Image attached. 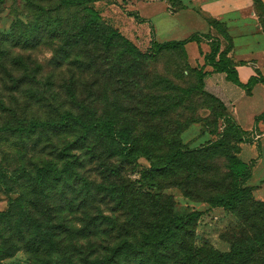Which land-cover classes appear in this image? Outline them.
<instances>
[{"label":"rangeland","instance_id":"rangeland-1","mask_svg":"<svg viewBox=\"0 0 264 264\" xmlns=\"http://www.w3.org/2000/svg\"><path fill=\"white\" fill-rule=\"evenodd\" d=\"M133 1L101 0L94 5L72 7L62 14L66 17L86 10L98 17L105 28L116 29L125 37L124 33L130 28L127 21L135 17L128 14L136 12L147 17L154 13L150 30L157 31L158 40H181L189 35L190 29L184 28L173 16L166 1L146 5ZM58 3L59 0H0V49L7 50L9 56L0 54V103L3 98L16 99L14 107L18 117L47 120L53 117L51 109L54 107H71L66 89L62 88L64 82L75 79L77 93L83 100L94 85L96 115L115 120L118 128H128L140 150V158L133 164H123L115 157L105 156L92 143L75 145V132L52 136L46 152H42L43 146L32 150L12 137H3L0 132V167L14 169L23 165L35 171L46 164H57L61 168L63 159L58 150L66 149L68 144L73 148L68 151L71 156L66 158L76 163V174L65 186L61 184L48 190L51 212L44 218L51 223L43 224L48 226L46 231H52L51 240L41 238L46 231L36 235L34 227H21L18 231L0 223V247L11 249V256L4 258L1 264H88L93 259L109 257L110 249L122 239L137 241L142 237L143 223L136 226L129 223L135 213L142 214L144 224H149L155 220L153 214L158 206L165 210L171 208L180 221H190L186 241L201 250L200 255L208 250L229 252L234 244H247L257 234H264V207L259 205L264 203V171H254L248 182L249 194L236 206L211 205L214 198L234 189L232 158L240 157L239 151L246 143H238L237 138L225 132L224 109L204 94L200 72L188 64L183 50L135 45L141 55L150 56L141 60L135 54L121 56L124 49L121 42L104 49L109 57L104 62L105 68L76 69L74 74L61 50L63 38L51 39L44 32L40 38L32 34L31 38H25L35 17L36 5L51 9ZM36 42L40 45L34 44ZM98 48V45H89L81 52L93 55L89 53L92 50L97 55L100 54ZM193 49L189 48L191 56ZM15 59L17 64L12 65ZM119 67L122 72L117 71ZM14 81L20 84L15 86ZM53 93L59 95L55 100ZM43 94L42 102L30 99ZM5 121L8 119L2 116L0 107V129ZM219 139L224 140V145L213 150L211 157L202 153L197 155L199 160L194 158L186 166L179 165L174 173L145 175L152 168V161L160 165L178 148L203 149ZM42 140L46 143L44 138ZM242 156L250 157L249 154ZM88 187L96 199L90 198L85 203L83 198ZM107 189L116 190L113 195L116 202L123 195L120 189L124 190V211L115 212L116 202L102 201ZM61 194L64 198H73V207L69 203L61 204ZM17 197L15 193L7 194L0 186V213L7 211L10 200ZM106 216L116 219L117 223H104ZM31 241L40 244L37 246ZM260 253L243 264H263L264 254ZM117 264L124 262L119 260ZM166 264H178V260L172 257Z\"/></svg>","mask_w":264,"mask_h":264},{"label":"trees","instance_id":"trees-1","mask_svg":"<svg viewBox=\"0 0 264 264\" xmlns=\"http://www.w3.org/2000/svg\"><path fill=\"white\" fill-rule=\"evenodd\" d=\"M99 1L101 0H59L58 5L51 9H46L42 5H36V14L27 30L25 38H31V34L36 36L35 38H40L39 35L42 32L48 34L51 39L63 38L61 50L65 54V59H69L67 65L74 74L76 69L79 71H89L97 69L99 66L105 68L106 64L104 62L109 57L104 52V49H110L113 44L121 42L124 44L121 56L125 57V55L135 54L141 60L150 58L148 53L147 55H141L131 41L121 35L116 29L105 28L98 17L88 13L86 10L81 11L82 14L77 12L69 14L66 17L62 14L63 11L72 7L81 8L83 5H94ZM255 4L259 8L263 7L261 0H255ZM128 15L133 16L135 14ZM136 19L139 20L137 16ZM261 22L264 29V9L261 13ZM210 24L226 40L230 41L226 29L220 22L211 20ZM206 38L208 37L206 36ZM193 41L199 42L200 37L195 35L185 41L169 43H158L153 40L149 47L153 45L158 48H180L187 59L185 45ZM34 44L40 45L38 42ZM89 45L92 47L98 45L100 54L96 55L92 50L89 53L93 55L82 53V49ZM231 48L232 44L229 42L227 50L220 52V43L213 41L212 51L206 56V60L216 72H226L232 82L242 86L236 76L233 62L227 58V53ZM7 52V50L0 49V54L9 58ZM74 52H76L75 56ZM124 57L120 58V60ZM15 64H17L16 59L12 62V65ZM197 69L200 72L199 80L202 91L219 102L226 113L225 132L237 138L238 143H250L249 133L243 131L228 113L229 105L225 102L224 97L220 93H213L208 89L206 85L208 72H204V68ZM117 71L122 72L120 67ZM14 82H16L15 84L13 83L15 86L20 84L19 81ZM255 83L256 79H252L246 87L251 88ZM47 84L51 85L52 83ZM21 87L18 88L20 89ZM62 88L66 89V99L71 107L68 109H65L66 107L64 106L54 107L51 109L53 117L47 120H25L20 118L18 117L16 107H14L17 105L16 99L7 100L3 98L0 103L1 113L4 118L8 119V121H5L2 129H0L3 137H12L32 150H38L40 146H43L44 150L42 152H46L49 149L46 146L49 145V139L52 136L75 132V145L81 146V144H84L85 146H89L92 143L93 146L101 149L105 156L110 158L115 157L123 164H133L140 158V150L132 141L131 131L128 128H118L115 120L96 115L97 112L93 103L96 97L92 91L94 85L84 100L77 93L75 79L73 80L72 78L70 81L64 82ZM53 94L54 100L58 98L59 95L57 93ZM42 96L45 98V94H43L33 95L30 99L39 103L43 101V99L41 100ZM261 118H264V115ZM42 138H44L46 143H42ZM223 145L224 140L219 139V141L210 142L203 149L186 150L178 148L172 151L160 165H156L152 161V168L145 175L149 174V176L153 177L155 175L165 176L169 173H174L179 169V165L181 167L182 165H188L189 160L198 158L197 155L202 153H205V157H211L209 155L212 151ZM71 148L73 147L68 144L66 149L58 150L60 151L59 157L63 159V168H59L60 166L58 167L57 164H46L44 167H37L35 171L23 165L14 169L11 167H0L1 188L7 194L15 193L18 195L17 198L10 200L8 210L0 213L1 224H4L10 230L18 231L21 230V227H34V234L36 235L47 230L48 226L43 223H51L44 218L51 212L48 190H54L56 186L61 184L65 186L68 180L76 174L75 161L66 158L67 156H71L68 153ZM253 168L254 161L246 163L240 157L232 158L231 173L236 180L235 187L227 195L214 198L211 201V205L215 207L228 206V204L236 206L238 202L242 201L250 192L248 182L252 178ZM84 185H87V183ZM106 191V197H102V201L110 200L111 202H116L115 197H113L116 190L107 189ZM91 192L93 191L88 187L87 193L83 198L85 203L96 199ZM120 192L123 195L117 198L118 202L116 203L118 204V208L115 212L124 211L123 200L125 193L123 189H120ZM64 197L62 194L59 196L61 204L69 203L71 206L73 198ZM259 205L264 207V203H260ZM140 215L135 213V217L129 221L131 226H136L139 222L143 223L141 225L144 227V231H142V237L139 240L133 241L130 238H124L119 241L117 246L110 249L109 257L96 258L88 264H110L111 261L117 264L119 260L122 263L124 262V264H166L172 257L177 258L178 264H243L255 254H261L260 252L264 254V234L261 233L257 234L247 244H234L229 252L222 253L217 250H208L203 252L204 255H200L199 251L201 250H197L194 244L186 241L190 221L183 222L178 220L171 208L165 210L163 207L158 206L153 214L155 220L149 224H144L145 222L143 221L145 220L142 219V214ZM103 220L104 223H117V220L110 216L103 217ZM52 234V231H46L41 238L45 239L47 237L51 240ZM31 242L37 246L40 244L34 241ZM29 243L27 242V244ZM10 250L9 248L4 249L0 247V264L4 258L11 256Z\"/></svg>","mask_w":264,"mask_h":264},{"label":"crops","instance_id":"crops-1","mask_svg":"<svg viewBox=\"0 0 264 264\" xmlns=\"http://www.w3.org/2000/svg\"><path fill=\"white\" fill-rule=\"evenodd\" d=\"M156 1L159 0H135L133 3L146 5ZM160 1L167 2V9L182 22L184 28L190 29L189 35L181 40H158L155 34L157 31L150 30L155 19L154 13L141 17L135 12V17L127 21L130 28L124 33L125 37L136 46L143 44L149 48L153 40L158 43L181 42L198 35L199 42L193 41L185 45L187 62L193 68H204V72H208V89L224 97L229 105L227 111L231 118L253 138V141L243 145L241 160L246 163L254 161L253 174L256 170L264 171V118H261L264 115V29L261 22L264 0H261L263 7L260 8L255 0ZM211 20L223 25L230 41L210 24ZM213 41L220 43V52H225L231 42L232 48L229 49L227 58L233 62L242 86L232 82L226 72H216L207 62L206 56L212 51ZM191 47L194 48L192 56L189 54ZM252 79H256V83L251 88L246 87ZM244 154H249L250 157L244 159Z\"/></svg>","mask_w":264,"mask_h":264}]
</instances>
